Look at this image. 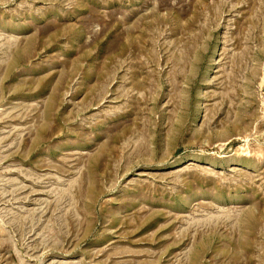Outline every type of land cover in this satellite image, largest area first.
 Returning a JSON list of instances; mask_svg holds the SVG:
<instances>
[{
	"label": "rangeland",
	"instance_id": "rangeland-1",
	"mask_svg": "<svg viewBox=\"0 0 264 264\" xmlns=\"http://www.w3.org/2000/svg\"><path fill=\"white\" fill-rule=\"evenodd\" d=\"M0 264H264V0H0Z\"/></svg>",
	"mask_w": 264,
	"mask_h": 264
}]
</instances>
